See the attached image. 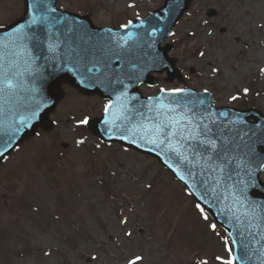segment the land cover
<instances>
[{"label": "rangeland", "instance_id": "rangeland-1", "mask_svg": "<svg viewBox=\"0 0 264 264\" xmlns=\"http://www.w3.org/2000/svg\"><path fill=\"white\" fill-rule=\"evenodd\" d=\"M162 2L62 0V6L72 12L91 11L97 26L118 27L119 23L145 16ZM22 8V0H0V24L20 16ZM208 8L217 10L215 19L206 18ZM220 28L226 30L225 34L219 33ZM169 42L174 46L171 55L178 60L184 83H164L160 77L159 86L154 91L144 90L145 94H156L162 88L208 89L217 106L255 105L264 113V74L260 72L264 68V0H199ZM190 68L195 70L193 74ZM244 88L249 89L247 95ZM233 95L238 99L231 100ZM77 110L64 103L53 134L41 135L32 143L47 160L52 158L53 162L47 163L54 166L56 187L45 197L37 195L45 202L41 204L44 211L40 228L30 225L28 230H0L15 236L26 232L30 239V258L12 264H127L135 255L144 257L141 264H197L198 260L220 264L216 256L229 258L224 235L208 229V219H203L195 204L155 162L119 150L85 154L84 149H89L94 140L87 137L83 147L75 144ZM56 138L70 148L61 159L55 152ZM27 172L29 179H41L34 167L31 177L29 168ZM39 186L46 189L48 183L42 179ZM58 191L61 194L57 196ZM28 195L33 201L31 190ZM57 197L62 202V221L56 219ZM128 232L132 235H126Z\"/></svg>", "mask_w": 264, "mask_h": 264}, {"label": "water", "instance_id": "water-1", "mask_svg": "<svg viewBox=\"0 0 264 264\" xmlns=\"http://www.w3.org/2000/svg\"><path fill=\"white\" fill-rule=\"evenodd\" d=\"M191 1L167 0L164 8L151 14L143 21H147L146 25H139L131 29H142L145 32L144 35L141 34L142 39L134 40L140 48L144 49L148 45V42L145 40L146 36L148 34L152 35L149 29L154 28L155 35H152V41L155 44V59H160L161 53L165 60L155 70L161 72L163 69L166 70L169 80H171L173 75L177 76L178 73L174 69L173 61L168 60L165 56L167 49L158 48L157 50V42L165 38L166 33L170 31ZM47 2L49 7H53L55 0H47ZM32 3L33 0H25V17L22 22L15 24V27L26 23L30 18ZM59 14L54 16L55 21L59 20V23H56V27L52 25L48 27L45 25L36 26L33 31L36 36L39 33V39L41 40L39 42L30 40L24 42L22 46L16 45V50L13 54L11 53V59L7 56V50L0 48V64L8 71L14 85L11 90L0 93V144H2L3 140L7 139V130L17 126L21 119L28 116L30 111L37 106V96L47 87L48 81L51 87L57 85L56 79L51 74L52 71L60 72L58 75H63V73L71 74L67 68L57 71V68L50 62V59L58 55L60 50V44L53 36L57 34L61 35L62 30H64L65 35L63 36L66 39L63 44L68 45L70 32L77 25H80L78 26L79 28L85 26L91 37L103 34L94 29L89 22L78 21L73 15H68L69 19L68 16L65 15L63 17ZM212 14L214 13H208V15ZM63 23L65 26H62ZM42 28H44L43 32H40ZM5 36L6 34H0V42L6 38ZM76 41L77 43H82L83 39L81 36H78ZM49 42L57 44L54 52H49ZM96 50L93 53L90 52L92 64L99 62L95 58L98 55H102V53H98V50ZM166 64L168 65L167 67ZM97 66L101 67L99 63ZM116 81L114 79L109 83V80L104 79L101 87H99L100 89L96 88V90L99 93L105 92V89L116 85ZM125 85L126 83L123 81L120 90H128L129 88H125ZM111 94L109 92L106 97H111ZM200 100L204 101L202 105L199 103ZM133 101L139 102V104L129 105ZM169 107L176 108L177 111L169 113ZM187 108L193 109V113L189 115L192 116L195 123H201L202 120L203 123H209L207 118L211 114L212 119L217 121V124L211 125L214 138L222 133L229 141L238 144L240 143L239 135H243L244 131L248 129H252L258 133L264 131L263 126L262 128L255 127L260 124L247 123L248 118H255L251 112H240L229 108L214 109L209 95L205 93L197 94L191 90H189V94L187 95L180 94L176 96L161 92L157 98L148 100L136 99L135 96L133 98L124 97L121 102H112L110 114L112 124L117 123L118 119L122 120L120 121L122 123L119 124L125 129L117 130V132L123 141L129 142L127 145L133 146L141 152L148 153L159 159L185 185L189 193L203 206L212 211L215 220L227 230L230 240L236 241L232 245L233 255L237 257V264H264V255H262L264 253V187H261L257 192L249 189L247 201L241 204L240 199L242 198H238L236 188L233 186L237 180L234 164H225L223 173L213 172L208 168V163L206 162L207 153L202 148H198L194 141H180V135H171L173 132H178L184 136L188 135V132L184 131L185 125L174 123L176 120L183 118V113L187 111ZM48 112L49 109L44 111L40 109L37 118L15 135L12 147L9 148L5 155L22 140L33 135L37 127H44ZM220 112H224L226 115L220 116ZM107 117H109V114H107ZM237 117H241L245 123L231 124L230 122L236 120ZM257 117H259L258 114ZM108 124L109 122L105 120L101 124L100 129L108 130ZM150 125L155 126L151 132ZM168 125L172 126L170 128L166 127ZM187 127L191 130L193 126L187 125ZM95 131H97L95 133L100 138L105 139L104 137L108 136L104 131H99V125L95 128ZM193 135H195L194 132ZM150 140H156L157 143H149ZM178 141L180 142L178 143ZM217 142L220 147H223L221 141L218 140ZM228 147L231 148L232 143H229ZM174 148L176 151H173ZM0 150H2V147H0ZM202 156L203 158H201ZM1 160L2 158H0ZM213 167H215V164H213ZM230 173L232 174V179L228 178ZM180 176H183L184 180H181ZM250 202H255L262 206L255 209L254 215H246V213L251 212V209L248 208Z\"/></svg>", "mask_w": 264, "mask_h": 264}, {"label": "snow or ice", "instance_id": "snow-or-ice-1", "mask_svg": "<svg viewBox=\"0 0 264 264\" xmlns=\"http://www.w3.org/2000/svg\"><path fill=\"white\" fill-rule=\"evenodd\" d=\"M132 7L133 5H129ZM32 13L30 15V18L27 20L24 24H19L13 30L11 33H9V39L8 43L4 44L3 47L7 48L10 45H17L22 46L24 42L35 40L39 42V38L35 35V32L33 31L34 28L38 25H45L46 27L52 25V20L49 16L50 13L56 12V8L49 7L47 0H33V3L31 5ZM139 19V17H138ZM56 23H59V20L55 21ZM132 21H129L128 24L121 25V28L128 29L129 26L132 25ZM143 21L141 20V24ZM4 26L0 24V28H3ZM112 37H116L118 34L116 33H110ZM152 35H155V31H153ZM136 37V33L134 32H128L127 36H119L118 40L116 42V49H112L110 51H113L115 58L119 59V52L118 49L122 48L124 45L128 43V41L134 40ZM50 39V38H49ZM57 47V44L49 42L48 44V50L49 52H54ZM201 56L204 55V53H200ZM99 62L93 63L91 66L85 65V71L81 73V75L84 77V79L88 82L89 85L95 84L97 82L103 83L104 79H107V69L110 67L109 64L104 63L101 65L105 69L104 72V78H101V75L99 73L101 72V67H98L97 64ZM162 63V61H160ZM156 61H153V67L155 68ZM74 67L77 71H79V63L74 64ZM114 71V70H113ZM213 71H217L216 69H213ZM261 74H264V68L260 69ZM118 83L123 84L122 80H117ZM111 83V81H109ZM14 87L12 78H10L9 73L7 70L4 69V66L0 64V93L6 92L8 90H11ZM127 87L126 85L124 86ZM162 93H168L171 96H176L180 94L187 95L189 94V90L185 88H173V89H160ZM205 93H207L208 89H204ZM243 92L245 95L248 94L249 89L244 88ZM151 99V98H149ZM238 99V96L233 95L231 97V100L235 101ZM199 103L202 105L204 103L203 100H200ZM43 107V105H37L35 108H33L29 115L25 118L21 119L19 124L15 127L9 128L7 130V139L3 140L2 144H0V147H2V150H0V158H3L5 153L9 150L10 147H12V141L15 138V135L20 132V130L23 127H26L32 120H35L37 116L39 115L40 108ZM111 108V104L105 105L104 107V113L105 115L108 114L109 110ZM169 113L176 112V108L169 107L168 109ZM190 113H193L192 108H187V111L183 113V118L180 120H176L174 123L176 124H183L185 125L184 131L188 132L187 136H184L178 132L171 133L172 136L180 135V141H194L198 148H202L205 153H207V163L209 170L213 172L223 173L225 164L227 165H235V175L237 177V180L235 184L233 185L236 188V192L238 193V198L240 199V203L243 204L244 201H247L248 196L247 193L249 189H251L253 192H257L261 187H264V131L257 132L253 131L252 129H248L243 132V135H239L240 143H233L229 141L227 138L223 136V134H219L218 136H213V128L211 125L217 124V121L215 119H212L211 114L207 118L209 120V123H203V120L201 123H195L192 119V116L189 115ZM220 116H225L226 113L220 112ZM89 116H84L83 119L77 121V125H87L89 123ZM233 125L236 124H243L245 121L241 117H237L236 120L230 122ZM187 125H192V129H188ZM172 125H168L166 127H171ZM256 128H260V125H256ZM193 132L195 135H193ZM203 137V138H201ZM221 141L223 144V147H220L218 145L217 141ZM178 141V143L180 142ZM76 143L82 144L84 143L83 140H77ZM149 143L156 144V140H150ZM229 143H232V147L229 148ZM99 147V145H97ZM173 151H176L174 148ZM195 153V150H194ZM233 153V154H230ZM239 153V154H236ZM203 158V156L201 157ZM213 164H215V167H213ZM171 167V165H169ZM229 179H232V174L230 173L228 176ZM181 180H184L183 176H180ZM185 183H187L185 181ZM149 188H151V185H148ZM191 194V193H189ZM196 209L199 211L203 219L207 220L208 217L205 214V209L201 204L195 205ZM262 207L261 205L256 204L255 202H250L248 204V208L251 209L250 213L254 215L255 209ZM238 219V218H237ZM121 223H127L126 220H121ZM209 227L215 231L216 230V224H210ZM126 235L131 236L132 233L128 232ZM236 241L232 240L229 242L228 238H225V248L228 252V259H224L223 257L216 256L215 259L220 262V264H236L237 257L232 254V244H235ZM47 255V253H46ZM264 255V253H262ZM243 258V257H242ZM91 259L95 260L96 257H92ZM144 257L141 255H135L133 258H129L127 260V264H141ZM197 264H208L207 260H198Z\"/></svg>", "mask_w": 264, "mask_h": 264}, {"label": "flooded vegetation", "instance_id": "flooded-vegetation-1", "mask_svg": "<svg viewBox=\"0 0 264 264\" xmlns=\"http://www.w3.org/2000/svg\"><path fill=\"white\" fill-rule=\"evenodd\" d=\"M26 150H28V149H26V148L23 149V155H24V156H25ZM25 159H26L25 157L20 158V159L18 160V164H21L22 162H24ZM5 173H6V171H5ZM3 176H4V175H3Z\"/></svg>", "mask_w": 264, "mask_h": 264}]
</instances>
